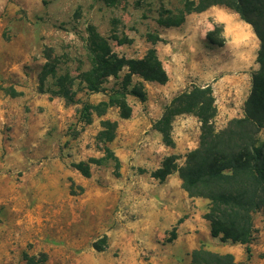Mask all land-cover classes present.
I'll return each instance as SVG.
<instances>
[{
	"label": "rangeland",
	"instance_id": "1",
	"mask_svg": "<svg viewBox=\"0 0 264 264\" xmlns=\"http://www.w3.org/2000/svg\"><path fill=\"white\" fill-rule=\"evenodd\" d=\"M184 1L0 0V264H191L200 245L230 251L239 264L264 260V212L254 215L247 255L244 246L210 236L207 202L190 198L177 172L163 182L151 177L164 158L175 155L181 166L199 144L200 124L192 115L174 118L173 147L153 129L171 100L191 85H209L213 125L221 130L243 116L258 70L259 41L225 7L185 15L179 27L159 24ZM219 11L225 15L217 23ZM88 27L119 57L141 59L155 49L167 73L164 85L132 76L146 100L126 97L129 119L112 107L84 122L85 105L107 101L127 72L108 78L100 93L84 89L79 76L90 67ZM215 28L224 40L220 48L206 39ZM47 57L58 63L56 78L72 80L73 104L50 94L55 79L39 92ZM103 121L116 123L108 143L99 140ZM80 163L88 165L87 177L75 168Z\"/></svg>",
	"mask_w": 264,
	"mask_h": 264
},
{
	"label": "trees",
	"instance_id": "2",
	"mask_svg": "<svg viewBox=\"0 0 264 264\" xmlns=\"http://www.w3.org/2000/svg\"><path fill=\"white\" fill-rule=\"evenodd\" d=\"M215 6L225 7L235 13L251 27L259 41L256 56L258 70L251 76L243 116L231 119L225 128L217 131L213 125L217 109L212 88L209 85H191L171 100L153 129L161 135L165 146L173 147L171 131L174 118L192 115L200 124L199 144L185 155L181 166L176 164L175 155L164 158L151 177L163 182L173 172H177L182 189L188 196L207 202L203 219L209 225L210 236L222 243L242 245L245 253L250 255V244L256 234L254 215L264 212V140L259 139L260 132L264 131V0H185L181 11L163 18L159 24L164 28L179 27L185 15L199 14ZM87 33L90 67L79 76L86 91L100 93L108 78H117L123 69L127 72L121 86L109 94L107 101L85 105L84 122L89 124L92 114L102 116L112 107L118 109L121 119H129L131 108L126 97L132 96L141 102L146 100L141 84L131 85L132 76L159 85L168 81L156 50L149 49L141 59H127L115 54L107 40L93 27H88ZM218 34L216 28L206 34L210 46H223L224 40ZM57 65L51 64L50 57H47L38 77L39 92H45L47 79H55L50 94L62 98L67 104H73L76 93L72 89V80L68 76L56 78ZM101 125L103 130L99 133V140L104 143L112 141L116 123L103 121ZM106 151L109 152L108 149ZM74 166L83 176L89 175L88 165L80 163ZM191 264L239 263L232 254L210 252L200 245L191 253Z\"/></svg>",
	"mask_w": 264,
	"mask_h": 264
},
{
	"label": "crops",
	"instance_id": "3",
	"mask_svg": "<svg viewBox=\"0 0 264 264\" xmlns=\"http://www.w3.org/2000/svg\"><path fill=\"white\" fill-rule=\"evenodd\" d=\"M211 8H212V7H211ZM211 8H209L210 10L208 9V10L204 11L203 13H204V14H211V12H212V11H211ZM217 15H218V16L215 17V16H216V15H215L213 19H215V21H216L217 23H218V22H222L221 19H220V17H222L223 15H225L224 11H219ZM248 26H249V25H248ZM260 237H261V236H260ZM261 240H263V237H261ZM260 251H261V252H264V245L261 246ZM226 253H229V254H232V255H233V253L230 252V251H227V252H225L224 254H226ZM233 256H234V258H235V261L238 262V261H239L238 258H237L235 255H233ZM259 264H264V260H263V259H261V260L259 259Z\"/></svg>",
	"mask_w": 264,
	"mask_h": 264
}]
</instances>
